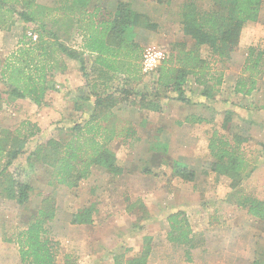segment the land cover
<instances>
[{"label": "trees", "instance_id": "obj_1", "mask_svg": "<svg viewBox=\"0 0 264 264\" xmlns=\"http://www.w3.org/2000/svg\"><path fill=\"white\" fill-rule=\"evenodd\" d=\"M144 1L162 6L171 0ZM213 1L216 10H200L194 0L182 3L179 18L185 39L168 44L163 50L165 59L149 73L156 76L153 91L150 92L155 99H148V87L144 93H140L130 86L138 81L141 71L144 49L139 43L140 32L143 29L155 30L156 26L134 11L129 3L118 2L112 11L97 6L96 0H61L52 8L39 6L34 0H0V29L10 30L20 20L25 24H34L33 33L30 34L36 36V41H32L24 32L18 42L19 48L5 61L1 76L7 84L4 92L8 95L6 105L17 109L8 101L28 99L37 107L41 106L46 92L50 90L47 76L56 67L65 68L64 59L76 61L86 77L83 53L66 46L56 32L46 29L43 19L47 12L55 13L54 18H49L51 25L56 26L59 20L65 18L68 29L81 37V50L95 55L93 68H99L97 74L107 83L117 82L110 93L103 90L102 94H97L92 91L94 100L76 98L73 102L75 111L85 108L92 111L88 120L84 124L62 122L63 126L56 129L58 138L52 136L38 143L29 153L25 147L39 131L36 125L23 122L13 131L1 129L0 160L4 159L5 162L0 165V194L16 206L24 207L29 202L30 176L40 168L47 173L46 185L50 189L54 185L74 189L91 175L92 168H98L107 175L109 184L113 185L115 177L123 174V169L110 149L112 142L116 140L126 145L129 139H138L127 120L114 116L116 106H121L128 98H134L139 111L160 112L168 98L185 105L192 104L190 97L193 95L211 100L224 82V73L231 64L232 55L240 48L244 26L258 21L264 4V0ZM187 39L192 42L191 45ZM202 52L206 53L205 57ZM245 52L241 74L233 91L236 95L248 97L259 91L261 85L264 86V50L249 46ZM234 115L232 110H226L220 125L222 132L213 129L209 133L208 158L201 165V171L203 175L214 174L215 180L228 179L231 189L229 197H233L235 205L261 226L263 233L256 242L251 264H264V198L244 193L241 189V184L253 172L246 158L247 150L243 148L251 137L248 133L243 136L234 131ZM238 119L236 128L242 122V119ZM248 122L253 124L252 121ZM66 134H70L68 139H65ZM150 144V158H156L158 165L167 166L166 143L156 138ZM261 146L263 152L264 145ZM19 157H25V164L13 168ZM170 165L172 177L184 182L196 179L195 172L188 167L184 158L172 159ZM143 173L152 174V171L146 167ZM41 206L18 234L16 243L20 264H56V247L46 228V224L55 217L56 208L51 192L42 196ZM135 206L136 203L129 205L127 211ZM97 212L94 205L82 208L71 216L70 223L92 224V216ZM165 221L167 242L185 247L184 253L190 260V252L202 245L197 238L201 234L191 230L188 218L182 211L169 214ZM151 241V237L144 236L140 252L129 259L123 254H112L113 264H147L152 252Z\"/></svg>", "mask_w": 264, "mask_h": 264}, {"label": "rangeland", "instance_id": "obj_2", "mask_svg": "<svg viewBox=\"0 0 264 264\" xmlns=\"http://www.w3.org/2000/svg\"><path fill=\"white\" fill-rule=\"evenodd\" d=\"M60 1L34 0L37 5L48 8L57 6ZM117 1L119 0H96V3L103 8L106 5L114 6ZM131 1L138 2V0ZM184 1L171 0L169 4L162 6L147 4L149 8L156 9L153 13H148L144 7L139 8V5L130 3L133 10L140 11L144 15L143 18L152 14L154 18L151 21L157 23L155 30H145V38L141 41L143 49L165 50L167 44H171L165 41L167 37L182 34L179 13ZM194 1L200 10H216L213 0ZM50 16L54 18L55 13L47 12L44 16L46 29L56 32L65 45L72 48L77 46L76 33L68 29L66 19L62 18L55 26L50 24ZM34 27V24H25L17 20L10 30L0 29V130L13 131L23 122L33 125L29 119L41 110L46 124L49 118L51 128L55 125V129L51 132L52 136L58 138L56 129L63 126L62 122L84 124L82 115L75 109L71 111V116H68L69 110L74 108L73 102L77 97L72 91L75 87L65 84L62 77H58L62 73L60 66L54 68L47 76V84L50 92H54L57 99L65 97L67 93L71 96L70 101L65 97L64 104L56 98H50L51 104H55L51 106L59 109L57 112L61 114V118L45 113L47 109L42 108V105L47 104L45 99L39 107L33 106L28 99L20 100V104L16 102L18 99L8 101L17 109L6 105L8 95L4 93L7 84L5 78L1 76L3 66L6 59L19 48L18 42L22 34L33 33ZM187 40L191 45L192 42ZM249 46L264 50V4L258 21L244 26L240 37V48L232 55L231 64L224 73L226 74L224 82L211 100L193 95L190 97L192 104L185 105L166 97L168 99L163 103L160 112H145L138 110L134 98H128L121 106L113 109L114 116L127 120L133 126L138 138L129 139L126 145L116 140L112 142L110 149L117 158V164L123 169V174L115 177L116 182L113 185L109 184L107 175L99 169L92 168L91 175L80 181L76 188L69 189L54 185L50 189L46 185L47 173L40 168L36 174L30 176L29 202L24 207L16 206L13 201L5 199L0 194V264H12L13 258H16L20 264L16 243L18 234L42 207V196L49 192L56 209L54 219L46 224V228L50 231L49 238L56 247V264L66 262L113 264L112 254L115 253L123 254L129 259L140 252L144 236L152 238V252L147 264H251L256 242L263 233L261 226L235 205L233 197H229L231 189L228 179L215 180L214 174L203 175L201 171V165L208 158L209 133L213 129L222 132L220 125L224 112L232 110L235 114L232 118L234 131H238L243 136L248 133L251 137L243 148L247 150L246 158L253 172L241 184V189L244 193L260 199L264 198V151L262 152L261 146L264 145V86L261 85L259 91L248 97L236 95L233 91L236 80L241 74L245 51ZM202 56L205 57L206 53L202 52ZM67 64L66 68H79L76 61ZM39 65L41 66L42 63ZM85 68H90V65ZM262 68L264 69V62ZM155 78V73L142 75L139 80L141 82L131 86L140 93H144L148 87L146 94L148 99H155L150 95ZM171 96L176 95L171 94ZM67 102L70 103L69 106ZM86 113L88 119L92 111L86 110ZM186 115L199 116L204 121L199 122V118L192 116L191 120H186V123L192 126L184 124L185 126L182 127V123L176 126L178 120L175 116L182 118ZM51 116L53 118L50 119ZM238 117L242 122L240 121V127L236 128ZM248 121H252L253 124H247ZM42 136V139L30 138L26 150L49 139L48 135ZM69 136L70 134H66L65 139ZM156 138L167 145V166L158 165L156 158H150V142L156 141ZM181 158H184L188 167L195 172L196 179L193 182H184L171 176V160ZM0 162L2 165L5 160ZM24 164L25 157H19L14 162L13 168ZM146 167L152 171V174L143 173ZM135 203L133 210L128 212V206ZM91 205H94L98 211L92 216L94 223L89 225L70 223L72 215ZM177 211L184 212L191 230L201 234L197 238L202 245L190 252V260H187L184 253L185 247L170 244L165 238L167 230L165 220L169 214Z\"/></svg>", "mask_w": 264, "mask_h": 264}, {"label": "crops", "instance_id": "obj_3", "mask_svg": "<svg viewBox=\"0 0 264 264\" xmlns=\"http://www.w3.org/2000/svg\"><path fill=\"white\" fill-rule=\"evenodd\" d=\"M118 2H127V3H134V4H136V5H139V8H142V7H144L146 10H148V13H153L156 9H154V8H149V6H147V4L148 5H154V3H151V2H149V1H144V0H138V2H133V1H131V0H119V1H117L115 4H114V6H111V7H109L110 5H106V6H104L103 8H106V9H108V10H114L115 9V7H116V4L118 3ZM146 3V4H145ZM131 5V4H130ZM131 7H132V5H131ZM133 8V7H132ZM135 11V10H134ZM138 12H140V11H138ZM137 12V13H138ZM138 14H141V12L140 13H138ZM142 16H144L143 14H141ZM145 16H147V20L151 23V24H153L154 26H157V23H154V22H152L151 20H152V18H154L153 17V15L152 14H148V15H145ZM169 21V20H168ZM157 28V27H156ZM145 30H147V29H143L141 32H140V45H141V41L145 38ZM170 32V31H169ZM76 38H75V41H76V43H77V46H75V47H70V48H72V49H74V50H77V51H81L82 53H83V58H84V63H85V67L87 66V65H90V68H85V74H86V77H84L83 76V74L81 73V71L79 70V68H66L67 66H66V64H67V62H71V60H67V59H64V64H65V68H62L61 69V72L62 73H60L59 75H61V76H58V77H62V79H63V81H64V83L65 84H69L70 86H72V87H75L72 91H73V93H74V95L77 97V98H82V97H88V98H90L91 100H94V96H91V92L92 91H94L95 93H97V94H102L103 93V90L105 91V92H107V93H110V92H112L111 90H112V88H113V84H117V82H114V83H112V82H109V83H107L105 80H103V77H100L98 74H97V70L99 69V68H93L95 65H94V58H95V55L94 54H90L89 52H83L82 50H81V47H82V39H81V37H79V35L78 34H76V36H75ZM185 39V37L183 36V34H177V36H175V35H173L171 38H166L165 39V41L167 42V43H176V42H181V41H183ZM168 45V44H167ZM66 46H68V45H66ZM143 47V46H142ZM167 47V46H166ZM65 60H66V63H65ZM87 63V64H86ZM68 65V64H67ZM77 72H80L79 74L77 73ZM77 73V74H76ZM226 75V74H225ZM141 71L139 72V78H138V81H136V82H132V84H138L139 82H141V81H139V80H141ZM73 83H75V84H73ZM103 87H108L109 89H106V88H103ZM133 86H131V88H132ZM109 91V92H108ZM46 94L47 95H45V103H47L46 105L44 104V105H42L43 107L42 108H46L47 110H46V112L45 113H47V114H49V116H50V114H53V116L54 117H57V116H59L60 118L62 117V116H60L61 114L60 113H58L57 111L59 110V109H57V108H55V107H52L51 105H55L54 103L53 104H51V99L53 98H56L57 99V97H56V94L54 93V92H50V90L49 91H47L46 92ZM65 97L67 98V100L68 101H70V95L67 93L66 95H65ZM65 97H60L59 99H57V100H59L60 102H62L61 104H64V103H66V102H64V99H66ZM51 98V99H50ZM19 99L16 101L18 104H20L19 103ZM31 102V101H30ZM81 103H82V101H81ZM80 103V104H81ZM33 106H36V105H34L33 103H31ZM67 105L69 106L70 105V103L69 102H67ZM37 107V106H36ZM73 109L74 108H71L70 110H69V114H68V116H71V113L73 112ZM86 110H88L87 108H85V109H83L82 111L79 109L78 110V112H79V114L80 115H82V119L84 120V121H87L88 119H86V115H87V113H86ZM72 111V112H71ZM42 111L41 110H39L38 111V114L37 115H35L34 117H32V118H30L29 119V122H31L33 125H36V127H37V129H39V131H40V133H36V135L34 136V137H32L31 138V140L32 139H34V138H36V139H42L43 138V136L42 135H48V137L50 138V137H52V132L51 131H53V129H55V125H54V128H51V126H50V120H49V118H47L48 119V128H46V120L44 119V117H42L43 116V114L41 113ZM61 112V111H60ZM113 112H114V110H113ZM193 117H195V118H199V119H201V117H199V116H195V115H192ZM192 116H183L182 118L180 117V116H175V119H177L178 121H177V125L176 126H178V125H180V123H182L183 124V126L182 127H184L185 125L184 124H186L187 126H192L191 124H189V123H186V120L187 119H190L191 120V118H192ZM51 118H53L52 116L50 117V119ZM70 119V118H69ZM86 119V120H85ZM191 123H197V121H190ZM47 129V130H46ZM158 131H160V130H157V132ZM29 145H30V143H29ZM30 147H32V145L30 146ZM29 149V150H28ZM32 149L33 148H27V150H28V153L30 152V151H32ZM97 170H98V168H96ZM95 169V170H96ZM96 170V171H97ZM92 172V171H91ZM94 223V222H93ZM103 250V249H102ZM0 263H1V260H0ZM2 263H4V262H2ZM6 264V263H5ZM12 264H18V262H17V259L16 258H13L12 259Z\"/></svg>", "mask_w": 264, "mask_h": 264}, {"label": "built area", "instance_id": "obj_4", "mask_svg": "<svg viewBox=\"0 0 264 264\" xmlns=\"http://www.w3.org/2000/svg\"><path fill=\"white\" fill-rule=\"evenodd\" d=\"M32 41H36V36L28 34ZM165 59V53L162 49L158 48H146L143 51L141 60V73L149 74L153 72Z\"/></svg>", "mask_w": 264, "mask_h": 264}]
</instances>
